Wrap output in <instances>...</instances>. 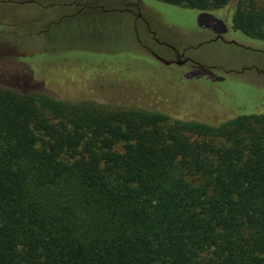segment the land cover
I'll return each instance as SVG.
<instances>
[{
    "label": "trees",
    "instance_id": "obj_1",
    "mask_svg": "<svg viewBox=\"0 0 264 264\" xmlns=\"http://www.w3.org/2000/svg\"><path fill=\"white\" fill-rule=\"evenodd\" d=\"M156 1L264 50V0ZM12 80L0 75V264H264V111L211 124Z\"/></svg>",
    "mask_w": 264,
    "mask_h": 264
},
{
    "label": "rangeland",
    "instance_id": "obj_2",
    "mask_svg": "<svg viewBox=\"0 0 264 264\" xmlns=\"http://www.w3.org/2000/svg\"><path fill=\"white\" fill-rule=\"evenodd\" d=\"M148 3L150 11L140 0H0V57H9L0 75L15 84L34 75L66 100L211 124L264 111V50L239 31L206 27L199 11ZM170 45L190 60L156 58L176 59Z\"/></svg>",
    "mask_w": 264,
    "mask_h": 264
},
{
    "label": "flooded vegetation",
    "instance_id": "obj_3",
    "mask_svg": "<svg viewBox=\"0 0 264 264\" xmlns=\"http://www.w3.org/2000/svg\"><path fill=\"white\" fill-rule=\"evenodd\" d=\"M139 16L143 17L141 14H139ZM147 22V21H146ZM148 23V22H147ZM149 25V24H148ZM152 31V30H150ZM153 32V37L154 39L158 40V38L156 37V32L152 31ZM176 52V59H173V60H168L166 59L167 61H169L168 65H172V64H184L186 62H188L190 60V58H184V55L183 53H181L179 51V49L175 48L173 45H170ZM164 58V57H163ZM165 59V58H164Z\"/></svg>",
    "mask_w": 264,
    "mask_h": 264
},
{
    "label": "water",
    "instance_id": "obj_4",
    "mask_svg": "<svg viewBox=\"0 0 264 264\" xmlns=\"http://www.w3.org/2000/svg\"><path fill=\"white\" fill-rule=\"evenodd\" d=\"M219 38L225 40L224 37L221 36V35H218V36L216 37V39H219ZM154 55L156 56V58L160 59V60L163 61L164 63H166V64L169 63V61H167V60L164 59L163 57L159 56L158 54H154Z\"/></svg>",
    "mask_w": 264,
    "mask_h": 264
}]
</instances>
